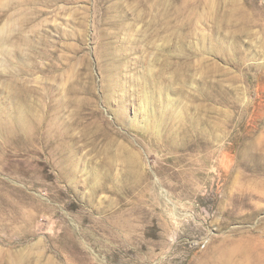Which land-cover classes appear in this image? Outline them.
Here are the masks:
<instances>
[{
    "label": "rangeland",
    "instance_id": "1",
    "mask_svg": "<svg viewBox=\"0 0 264 264\" xmlns=\"http://www.w3.org/2000/svg\"><path fill=\"white\" fill-rule=\"evenodd\" d=\"M0 264H264V0H0Z\"/></svg>",
    "mask_w": 264,
    "mask_h": 264
}]
</instances>
